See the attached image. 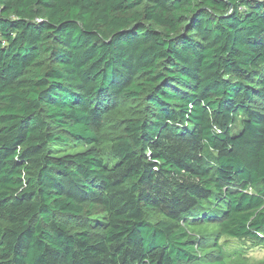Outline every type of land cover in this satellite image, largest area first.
<instances>
[{"label":"trees","instance_id":"obj_1","mask_svg":"<svg viewBox=\"0 0 264 264\" xmlns=\"http://www.w3.org/2000/svg\"><path fill=\"white\" fill-rule=\"evenodd\" d=\"M205 232L264 241V0H0V264H226Z\"/></svg>","mask_w":264,"mask_h":264},{"label":"rangeland","instance_id":"obj_2","mask_svg":"<svg viewBox=\"0 0 264 264\" xmlns=\"http://www.w3.org/2000/svg\"><path fill=\"white\" fill-rule=\"evenodd\" d=\"M195 238L203 241L198 246L199 251L196 253L199 257L205 254L204 251H201L205 246L208 250H212L216 248L215 243L217 242L219 245L217 248L221 251L226 264H264V241L250 239L233 240L228 238L216 241L214 235L209 237L206 232L203 233V236L198 234ZM211 254L218 255L216 251Z\"/></svg>","mask_w":264,"mask_h":264}]
</instances>
